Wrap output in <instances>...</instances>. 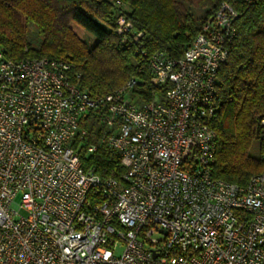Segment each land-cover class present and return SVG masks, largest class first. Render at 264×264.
I'll return each mask as SVG.
<instances>
[{
  "label": "built area",
  "instance_id": "built-area-1",
  "mask_svg": "<svg viewBox=\"0 0 264 264\" xmlns=\"http://www.w3.org/2000/svg\"><path fill=\"white\" fill-rule=\"evenodd\" d=\"M236 16L222 2L180 57L152 53L166 89L143 102L134 77L91 96L66 59L0 47V264H264V172L242 185L212 174ZM117 25L131 32L123 16ZM90 116L102 126L94 141ZM99 145L120 155V178L84 166L82 151Z\"/></svg>",
  "mask_w": 264,
  "mask_h": 264
},
{
  "label": "trees",
  "instance_id": "trees-1",
  "mask_svg": "<svg viewBox=\"0 0 264 264\" xmlns=\"http://www.w3.org/2000/svg\"><path fill=\"white\" fill-rule=\"evenodd\" d=\"M222 2L237 16L227 59L217 73L212 174L242 185L264 172V0H0V47L10 59H66L91 96L110 94L134 77L132 95L148 101L166 89L152 75L148 57L156 51L180 57ZM119 16L131 23V32H117ZM71 23L95 41L80 38ZM29 25L35 28L33 39ZM89 118L85 125L94 141L102 126ZM81 156L100 177L120 178V155L105 145L88 156L83 150Z\"/></svg>",
  "mask_w": 264,
  "mask_h": 264
},
{
  "label": "rangeland",
  "instance_id": "rangeland-1",
  "mask_svg": "<svg viewBox=\"0 0 264 264\" xmlns=\"http://www.w3.org/2000/svg\"><path fill=\"white\" fill-rule=\"evenodd\" d=\"M196 13L197 15H200L201 11L198 10L196 11ZM71 28L80 38L87 40L89 44H92L95 41V37L93 35L85 31L78 25L71 23ZM28 31L30 33V38L33 39L34 35L36 34L35 28L32 25H29ZM32 43L35 46L38 45V41L36 39L32 40ZM256 149H257V143H254L253 150L256 151ZM121 251H122V246L120 245L119 247L116 248L115 252L119 254Z\"/></svg>",
  "mask_w": 264,
  "mask_h": 264
}]
</instances>
